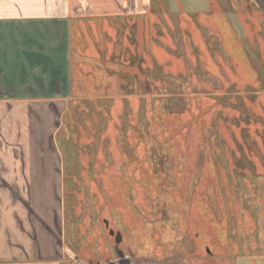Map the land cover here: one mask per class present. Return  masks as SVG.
Returning <instances> with one entry per match:
<instances>
[{
	"label": "rangeland",
	"instance_id": "rangeland-1",
	"mask_svg": "<svg viewBox=\"0 0 264 264\" xmlns=\"http://www.w3.org/2000/svg\"><path fill=\"white\" fill-rule=\"evenodd\" d=\"M131 9L74 22L66 261L119 264L113 230L131 264H264V17L246 0Z\"/></svg>",
	"mask_w": 264,
	"mask_h": 264
},
{
	"label": "crops",
	"instance_id": "crops-1",
	"mask_svg": "<svg viewBox=\"0 0 264 264\" xmlns=\"http://www.w3.org/2000/svg\"><path fill=\"white\" fill-rule=\"evenodd\" d=\"M246 1L264 17V0ZM144 2L0 0V264H69L58 195L68 187L60 146L73 101L74 22L82 29L76 20L119 17Z\"/></svg>",
	"mask_w": 264,
	"mask_h": 264
},
{
	"label": "water",
	"instance_id": "water-1",
	"mask_svg": "<svg viewBox=\"0 0 264 264\" xmlns=\"http://www.w3.org/2000/svg\"><path fill=\"white\" fill-rule=\"evenodd\" d=\"M105 224H106L107 228H109V222L105 221ZM110 235L115 237V244L116 245H115L114 251H115L116 256L119 257V259H123L125 256H124L123 252L120 250V245L123 242L121 233L120 232L115 233L113 230H110ZM119 264H122V261L119 260Z\"/></svg>",
	"mask_w": 264,
	"mask_h": 264
},
{
	"label": "flooded vegetation",
	"instance_id": "flooded-vegetation-1",
	"mask_svg": "<svg viewBox=\"0 0 264 264\" xmlns=\"http://www.w3.org/2000/svg\"><path fill=\"white\" fill-rule=\"evenodd\" d=\"M120 261H122V264H131L130 263V261L129 260H127V258L126 257H124L123 259H119ZM119 260H118V262H119ZM126 260V261H125ZM125 261V262H124ZM84 264H103L102 262H86V263H84ZM107 264H115L114 262H112V261H108L107 262Z\"/></svg>",
	"mask_w": 264,
	"mask_h": 264
}]
</instances>
